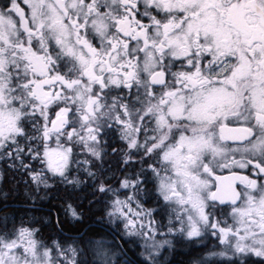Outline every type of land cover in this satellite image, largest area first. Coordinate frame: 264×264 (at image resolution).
I'll use <instances>...</instances> for the list:
<instances>
[{
  "label": "snow or ice",
  "instance_id": "obj_1",
  "mask_svg": "<svg viewBox=\"0 0 264 264\" xmlns=\"http://www.w3.org/2000/svg\"><path fill=\"white\" fill-rule=\"evenodd\" d=\"M0 170V264H264V0H2Z\"/></svg>",
  "mask_w": 264,
  "mask_h": 264
},
{
  "label": "flooded vegetation",
  "instance_id": "obj_2",
  "mask_svg": "<svg viewBox=\"0 0 264 264\" xmlns=\"http://www.w3.org/2000/svg\"><path fill=\"white\" fill-rule=\"evenodd\" d=\"M2 2V0H0ZM21 5L23 6V0H20ZM116 145H113L115 147ZM78 151V150H77ZM234 171L236 169H233ZM2 171V170H0ZM217 174L224 177L228 175V170L223 169V170H218ZM11 173L8 172H3L2 175H0V189H10L12 188L13 184L10 183L9 178L11 177ZM126 195V193H125ZM24 199L23 197V189L21 188L20 194L19 195H13L9 194L8 197V203L9 207L4 208L0 207V216H2L4 213H11V212H16L17 218H20V210L17 208L12 207V205H15L17 203L22 202ZM39 199V198H38ZM143 206L147 208H154L155 205L151 202V200H147L146 198H143ZM3 202V199L0 198V203ZM41 208L46 206V202L41 200L40 205ZM135 206V205H133ZM32 216H39V212H34L31 213ZM98 215V214H97ZM153 218H158V216L153 217ZM42 235L43 236H52L54 235L52 227L48 226L43 228L42 230ZM66 238V237H62ZM161 237L157 236V239ZM122 239L124 242H126V251L127 255L130 259H134L136 261L142 260L143 256L141 255L142 248L141 245L143 243L142 238L140 237H129L126 234H122ZM209 244L212 243L211 240L208 241ZM194 255V253L190 252L187 247L176 244L173 248L169 249L168 245H163L160 249V253L157 254L158 260L160 261V264H189V260L191 256ZM255 259V258H254Z\"/></svg>",
  "mask_w": 264,
  "mask_h": 264
}]
</instances>
